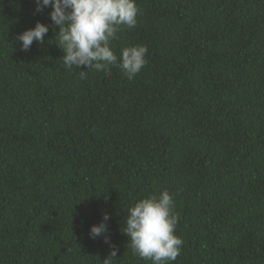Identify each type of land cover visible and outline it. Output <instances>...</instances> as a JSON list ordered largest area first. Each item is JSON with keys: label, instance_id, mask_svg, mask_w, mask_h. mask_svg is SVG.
<instances>
[{"label": "trees", "instance_id": "obj_1", "mask_svg": "<svg viewBox=\"0 0 264 264\" xmlns=\"http://www.w3.org/2000/svg\"><path fill=\"white\" fill-rule=\"evenodd\" d=\"M135 2L137 25L112 41L117 56L147 47L128 80L69 70L50 7L0 0V264H102L101 222L113 264H151L124 218L162 190L183 240L173 264H264V0ZM37 21L49 32L22 51Z\"/></svg>", "mask_w": 264, "mask_h": 264}, {"label": "clouds", "instance_id": "obj_2", "mask_svg": "<svg viewBox=\"0 0 264 264\" xmlns=\"http://www.w3.org/2000/svg\"><path fill=\"white\" fill-rule=\"evenodd\" d=\"M50 7L51 25L58 28L55 40L63 52L60 58L69 70L86 69L108 72L111 67L121 70L132 80L147 64V47L133 45L123 47L119 56L112 49V41L124 28L137 25L139 9L135 0H35V11ZM49 26L37 21L35 26L18 34L20 49L28 51L37 42L42 44ZM80 79L86 71H79ZM124 218V231L128 247L133 255L151 264H173L181 254L183 240L175 234L179 220L174 212V200L167 190L142 198L128 208ZM109 216L103 214V221ZM106 223L90 228V238L102 237L111 251L102 264H113L117 249L107 235Z\"/></svg>", "mask_w": 264, "mask_h": 264}]
</instances>
